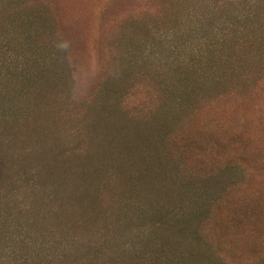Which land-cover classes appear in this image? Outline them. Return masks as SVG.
<instances>
[{"label": "rangeland", "instance_id": "1", "mask_svg": "<svg viewBox=\"0 0 264 264\" xmlns=\"http://www.w3.org/2000/svg\"><path fill=\"white\" fill-rule=\"evenodd\" d=\"M3 32L0 264H264V0H0Z\"/></svg>", "mask_w": 264, "mask_h": 264}, {"label": "trees", "instance_id": "2", "mask_svg": "<svg viewBox=\"0 0 264 264\" xmlns=\"http://www.w3.org/2000/svg\"><path fill=\"white\" fill-rule=\"evenodd\" d=\"M38 14H32V16L34 18L37 17ZM39 18V17H37ZM38 20H41V19H38ZM5 32L1 33L0 34V50H4L5 49V39H6V36L4 35ZM5 38V39H4ZM45 41V40H44ZM9 45H7L8 47ZM2 54V51H0ZM132 55H134V57H137V59H140L138 53L136 52H133L131 53ZM66 55V54H64ZM131 58V57H129ZM45 61H47V65H44V69L45 70H48V73L51 74V77L53 76V81L54 82H58L60 83L61 82V77H62V74L63 72L61 71H58L56 68L59 66V60L52 54L48 55V57L45 59ZM44 64V63H43ZM42 63L40 65H43ZM54 66V68H52ZM1 93V92H0ZM20 195H19V191L18 192H14V208H17V202L16 200H20ZM32 203H34V200H32ZM209 210L207 209V217H209ZM1 215V214H0ZM200 215H196V221L198 220ZM209 218H207V221H208ZM206 220H201L200 223L198 224H195L192 229L189 231L190 235L193 236L194 239L198 240L200 237L203 238L204 237V232H203V228L205 227V225L208 224ZM1 227V226H0ZM39 227L37 224H32V220L31 219H27V221L25 223L22 222V219L20 218V216L17 214V212L15 211L14 212V242L17 240L18 242H21V236H23L25 233H28L29 237L31 236L32 234V240H33V243H34V247H37L36 243L34 241V239L36 241H38V237L37 236H41L40 232H39ZM30 233V234H29ZM26 236V234H25ZM4 235H3V231H0V241H4L5 239H3ZM44 245V244H43ZM39 246L38 248H36L35 250H38V251H42L44 250L42 248V246ZM125 248V251L127 252V248L126 246H124ZM22 251V254H20V259L23 263H20V264H30L28 263L30 260H34L35 259V256H34V252L28 254L26 253L23 254V248H20ZM34 250V251H35ZM129 250V249H128ZM157 255L158 252H155ZM16 255L18 256V252H15L14 251V257H16ZM18 259L15 258V262L14 264H17L19 261H17ZM17 261V262H16ZM32 263H34L32 261ZM128 263L129 264H166L164 261H163V255L161 256H152V257H147L143 252H137L136 251V248L134 250V252H132L131 254V259L128 260ZM34 264H39V263H34Z\"/></svg>", "mask_w": 264, "mask_h": 264}]
</instances>
